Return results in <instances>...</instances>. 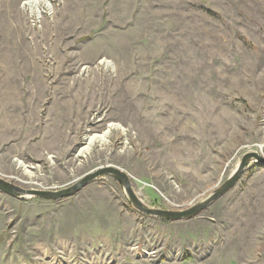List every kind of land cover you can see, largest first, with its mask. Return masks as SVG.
I'll use <instances>...</instances> for the list:
<instances>
[{"label": "rangeland", "instance_id": "rangeland-1", "mask_svg": "<svg viewBox=\"0 0 264 264\" xmlns=\"http://www.w3.org/2000/svg\"><path fill=\"white\" fill-rule=\"evenodd\" d=\"M25 1L0 0L3 180L54 191L109 164L182 210L264 156V0ZM109 123L124 133L78 154ZM0 264H264V165L174 221L109 176L55 200L0 191Z\"/></svg>", "mask_w": 264, "mask_h": 264}, {"label": "water", "instance_id": "water-1", "mask_svg": "<svg viewBox=\"0 0 264 264\" xmlns=\"http://www.w3.org/2000/svg\"><path fill=\"white\" fill-rule=\"evenodd\" d=\"M252 162H256L259 165H264V156L257 152H247L243 154L235 169L221 185H219L201 201L182 210H163L146 206L134 193L131 186L130 176L122 169L109 164L98 166L97 168L85 173L80 179L76 180L70 186L60 190L45 191L37 189H24L0 178V191L16 198L36 197L39 199L55 200L73 196L92 180L101 176H109L115 179L122 186L129 202L138 212L145 215L174 221L179 219H188L200 213L211 202L216 200L231 187H233L244 170Z\"/></svg>", "mask_w": 264, "mask_h": 264}, {"label": "bare ground", "instance_id": "bare-ground-1", "mask_svg": "<svg viewBox=\"0 0 264 264\" xmlns=\"http://www.w3.org/2000/svg\"><path fill=\"white\" fill-rule=\"evenodd\" d=\"M48 0H26L23 5H26V7L29 8V12L30 13H39L40 12V3H44L46 6L48 4ZM45 6V7H46ZM42 8H41V12H42ZM32 16V15H31ZM101 63L104 67H107V66H111L112 64L109 62V61H106V60H101ZM172 88V87H171ZM5 91V90H4ZM7 92V91H6ZM161 98V97H160ZM10 99V98H9ZM171 99V98H170ZM175 108V107H174ZM112 129H121V132L124 133L125 129L122 128L118 123H109L107 125V128L101 132V133H98V134H92L90 135L89 137H87V141H86V145L83 146L80 150H79V153L80 155H84V154H87L89 152V150L92 148V146L94 144H98V145H102V144H105L107 143L108 141V134L109 132L112 130ZM17 164L19 166H22L24 168L25 171L28 172L27 168H26V165L21 162V161H18ZM24 171V172H25Z\"/></svg>", "mask_w": 264, "mask_h": 264}, {"label": "built area", "instance_id": "built-area-1", "mask_svg": "<svg viewBox=\"0 0 264 264\" xmlns=\"http://www.w3.org/2000/svg\"><path fill=\"white\" fill-rule=\"evenodd\" d=\"M48 1H49L48 6L44 7L42 14H50L53 9V6H52L53 0H48Z\"/></svg>", "mask_w": 264, "mask_h": 264}]
</instances>
